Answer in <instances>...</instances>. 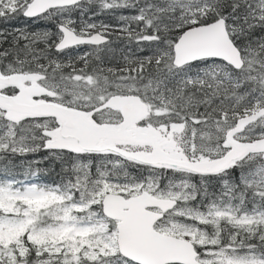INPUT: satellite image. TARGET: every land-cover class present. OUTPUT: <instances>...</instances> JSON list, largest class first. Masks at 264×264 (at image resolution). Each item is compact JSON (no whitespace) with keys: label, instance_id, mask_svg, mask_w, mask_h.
<instances>
[{"label":"snow or ice","instance_id":"6c2138e0","mask_svg":"<svg viewBox=\"0 0 264 264\" xmlns=\"http://www.w3.org/2000/svg\"><path fill=\"white\" fill-rule=\"evenodd\" d=\"M20 19L0 264H264V0H0Z\"/></svg>","mask_w":264,"mask_h":264},{"label":"rangeland","instance_id":"374dc122","mask_svg":"<svg viewBox=\"0 0 264 264\" xmlns=\"http://www.w3.org/2000/svg\"><path fill=\"white\" fill-rule=\"evenodd\" d=\"M25 24H27L29 29H37V28H40L39 26L43 27L42 24L33 23L31 21H25L23 19H20L18 21H12L10 24L0 23V27H2V28H11V27H16V26H23Z\"/></svg>","mask_w":264,"mask_h":264},{"label":"trees","instance_id":"16d2710c","mask_svg":"<svg viewBox=\"0 0 264 264\" xmlns=\"http://www.w3.org/2000/svg\"><path fill=\"white\" fill-rule=\"evenodd\" d=\"M97 19H98V20H107L108 17H106V16H105V17H97ZM39 27L42 28L41 26H39Z\"/></svg>","mask_w":264,"mask_h":264}]
</instances>
